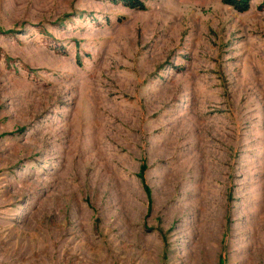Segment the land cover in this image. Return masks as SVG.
<instances>
[{"label": "rangeland", "instance_id": "rangeland-1", "mask_svg": "<svg viewBox=\"0 0 264 264\" xmlns=\"http://www.w3.org/2000/svg\"><path fill=\"white\" fill-rule=\"evenodd\" d=\"M0 0V264H264V0Z\"/></svg>", "mask_w": 264, "mask_h": 264}, {"label": "trees", "instance_id": "trees-1", "mask_svg": "<svg viewBox=\"0 0 264 264\" xmlns=\"http://www.w3.org/2000/svg\"><path fill=\"white\" fill-rule=\"evenodd\" d=\"M112 1H117V0H112ZM119 1H121L124 5H127L131 8H136V9L144 8L143 4L137 0H119ZM221 2L224 5L232 8L234 11L242 13L249 9L251 0H221ZM260 7H264V3Z\"/></svg>", "mask_w": 264, "mask_h": 264}]
</instances>
